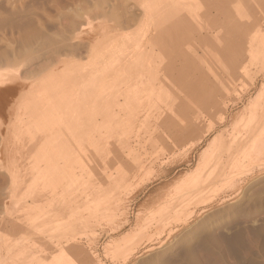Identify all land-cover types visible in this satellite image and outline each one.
Wrapping results in <instances>:
<instances>
[{
    "label": "rangeland",
    "instance_id": "rangeland-1",
    "mask_svg": "<svg viewBox=\"0 0 264 264\" xmlns=\"http://www.w3.org/2000/svg\"><path fill=\"white\" fill-rule=\"evenodd\" d=\"M10 1L0 0V14L2 15L0 20H16L27 17L29 20L33 16L35 21L34 17L36 15L37 18L41 19L43 28L45 26V31L42 28L44 32L42 31L43 33L40 34L44 38L39 37L40 41L36 40L38 43L34 44L35 42H32L31 46L26 48L27 45H23L19 39L16 42L15 39L19 36L17 32L12 34L15 39L9 37L12 36L10 35L11 31L4 24L1 25L0 22V45L2 44L0 51L3 50L0 53L4 55L7 48H10V50L14 48L15 51V53L14 51L12 53V50L7 49L5 52V54L8 52L7 55L2 57L0 54V69L7 65L11 69L17 67L18 64L14 65L16 62L13 59L15 60L19 53L21 54L25 50L41 49L38 45L41 46L42 43H45L44 39L51 38L50 40H52L53 38L52 41L57 43V40L61 42L63 41L62 38L65 37V39L70 40V36H73L75 31L81 32L82 35L78 34L81 42L79 39L77 41L72 37L71 40L74 39L75 41H72L71 46H67V49L62 48L57 52L54 51V53L48 50L47 52H50H46L44 58L33 62L31 68H22L19 73L22 76L16 79L14 84H11L14 86L17 83L18 90L16 89L17 86L16 88L15 86H6V88H15V92H7V94L4 93L0 96V118L4 125L1 132L5 133V136L15 118L16 105L20 102L22 94L21 85L25 84L27 86L31 82L40 80L41 76L59 68V64L60 67L65 63L76 64L75 66L85 65L91 60L89 59L91 49L93 53H97L102 46L110 44L113 35L122 33L125 30H137L136 27L128 24V21L131 20L128 13H126L127 15L117 14V18L116 14L111 16L109 10H111L110 5L114 0H108L107 2L106 0H59V3L58 0H24L25 3L21 0ZM78 1L80 3H77ZM115 1L116 4L113 3V5L115 4L118 7L122 5L120 8L124 6L125 12L129 11L131 6L129 1ZM19 2L22 3L19 5ZM106 5L108 8L104 9ZM59 6L64 7L61 9ZM70 6H72L71 10ZM75 6L79 8L76 10ZM39 7L44 9L46 13L44 10L43 12L40 11L42 9ZM263 11L264 4L259 10L254 11L256 17L260 19L259 26H261L256 38L260 43H263L264 40ZM47 14L50 15V19ZM23 16L27 17L23 18ZM89 19H91V22H88ZM37 20L34 24L40 22L39 20L37 22ZM113 20L114 24H111ZM107 25H110V28ZM117 25L121 28H118ZM77 26L80 28L84 26V28L79 29ZM102 26L108 27L109 32L101 33ZM60 27H63V29L61 30ZM4 28H6V31H4ZM1 35H6L4 38L9 39L12 44L15 42L16 45L14 44L12 47L9 42L10 47H8L7 41ZM10 38L14 41L12 42ZM238 40L234 36L230 37L228 50L224 57L210 62L209 66L204 69L206 73L196 75L192 65L184 67L185 54L189 55L188 49L185 53L173 49L166 50L160 45L145 49L144 53H148L146 55L151 58V61H156L157 64L161 61L166 64L169 62L174 66L172 72L175 73L174 75H163V80L157 82L156 86L159 89L155 96L157 98L154 100L157 102H154L153 107L152 103L147 108V105L133 101L131 90H135L136 85L138 88L140 81L137 79H126V81L123 80L120 83L113 81L108 85L113 92L112 94L115 92L124 93L118 95V98H121L122 101L117 99L111 101H115L117 110L118 104L121 106L120 111L115 110L118 113L120 112L121 116L130 115L129 124L120 127L119 132L121 131V134L125 135L124 138L126 135H130L131 138L128 139V143L124 141L123 137L117 139L119 133L117 135L113 131L114 125H104L106 117H102L105 115L98 116L101 122L99 127L103 128L101 133L97 132L96 134H98L100 140L105 139L99 142L102 151L99 152V155H95L93 161L91 160L92 162L84 161L83 165H85V171L87 172L80 178V185L75 187L78 200H82L80 210H83L82 213L87 217L86 223L83 222L82 227L77 226L79 225L77 218L74 221H69L65 217L63 222L68 221V228L66 227L65 230H56V234L54 228L45 229V232L43 230L36 231L25 221L27 217L23 216L24 207L16 208V211L11 213L9 208L14 200L12 170L23 173L26 163L23 154H21L22 152L19 151L21 148L15 141H12L10 151L0 154V163L2 162L0 166V210L3 209V212L0 211V218H3L0 219L2 220V223L0 222V236L2 235L12 242L20 243L19 245L22 246L19 249L20 251L25 248L39 251H36L35 255L38 257L32 261H35V264L50 262L52 257L60 253H58L60 248L72 242L78 244L79 248L81 247L82 250L80 249V251H83V259L86 264H264V150L261 153L239 158L235 161L236 168L232 172L226 165L225 172L216 175L212 180L208 192L191 203L185 204L183 208L177 207V202L182 198V194L187 192L204 174V163L200 162V157L208 150V145L212 139L221 135L223 143L228 147L231 146V139L235 131L233 126L237 128V125L240 124L239 121L245 115V109L249 102L255 98H264V49L261 45L256 44L245 50L241 41ZM75 43L76 45H74ZM64 50L68 54L64 53ZM134 50L131 48L124 52V60L128 63L126 65L133 62L135 55L131 58L129 54L133 53ZM12 54H14V58ZM10 55H12L10 59L15 62L14 64L11 61L9 62ZM219 55L222 56V53H219ZM3 59L8 62H4ZM52 59H54V63H52ZM240 62H244L245 66L238 67ZM16 67L15 69H18ZM25 69L26 71H24ZM94 69L100 72L102 67L96 64ZM131 82H134V84H127ZM194 87L199 91L195 90ZM6 88L1 89L5 91ZM201 90L205 92L203 93ZM18 92L19 94H17ZM187 92L190 94H187ZM261 101L263 107L259 112L263 110L261 114L264 121V101ZM102 102L98 98L101 108L98 112L108 113L109 120H111L114 114L113 107H107ZM144 117H148V122L144 126L145 128L139 129L136 124L143 121ZM95 122L98 124V118H95ZM192 126L196 128L194 129ZM108 127H111L113 133L106 130ZM234 142V146L237 145L238 141L235 140ZM173 145L175 146L173 147ZM14 148L17 150L16 152ZM13 150L14 152H11ZM240 151V149L237 152L233 150L234 156ZM29 158L28 160H30ZM23 167L24 169H22ZM26 176L24 175L23 183L16 190L19 196L26 193L25 186L28 182ZM98 195L100 200L96 201L95 197L98 199ZM8 196H10V199H8ZM110 198L114 202H112L114 206H119H115V208L111 203V210L106 211L107 201ZM92 199L96 202L90 201ZM203 204L204 206H202ZM97 206L103 208L105 213L98 212V214L92 215L89 210ZM67 215L64 214L63 216ZM26 228L29 231H26ZM26 232H29V234ZM72 247L68 245L66 249ZM53 254L55 255L52 256ZM16 256L8 255L2 260L1 264H18L20 260H17ZM15 257L16 260H14Z\"/></svg>",
    "mask_w": 264,
    "mask_h": 264
},
{
    "label": "bare ground",
    "instance_id": "bare-ground-1",
    "mask_svg": "<svg viewBox=\"0 0 264 264\" xmlns=\"http://www.w3.org/2000/svg\"><path fill=\"white\" fill-rule=\"evenodd\" d=\"M21 1L23 2L24 0ZM80 1H78L77 3H80ZM107 1L108 0H106V2ZM114 1L111 3L112 5H110L111 10L109 11L111 12V16L116 14V18H117V14L127 15L126 13H128L131 18V20L128 21L129 22L128 24L133 25L134 27L137 28V30L136 31L125 30L122 33L113 35L109 42L110 44H105L104 46H102L100 51L97 53H93L92 52L93 50L91 49V51L89 52V59L91 60L89 61V63H86L85 65L75 66L76 64L73 65V64L65 63L60 67L59 64V68L50 71L44 76H41L40 80L31 82L27 86L25 84L21 85L20 88L22 89V94H21L20 102L17 105L15 104L17 111L15 110L16 111L15 118L11 123V127L8 130L6 136L5 133L1 132V128L3 129L4 125L2 119L0 118V148H1L0 154L1 153L5 154L7 153V151H10L9 150L10 143L12 141H15L21 148V150H19L18 148L17 149L20 152H22L21 154H23L26 162L24 166L25 169L24 167L22 168L24 169L23 173H21V171L19 172L17 170L15 171L12 170L14 200L12 201L9 209L11 213H14L16 211L15 210L16 208L24 207L25 211L23 212L24 213L23 216L27 217L26 219L24 217V219L25 221L28 222L27 224L33 227L36 231L43 230L45 232V229L48 230L54 228L56 234V230H62V229L65 230L68 224L67 220H66L67 222H63L65 217H67L69 221L71 220L74 221L77 218L78 221L77 223H79V225H77L78 227H82L83 222L86 223L87 217L85 216V214L82 213L83 210L82 211L80 210L82 208L81 206L82 200H78L77 198L78 195L76 193L75 187H77V185H80V178H82L83 175H85L87 172L85 171L86 170L85 165H83L84 161L85 160H87V162H90L91 160L93 161L95 155H99V152L102 151L100 149L101 146L99 142L105 139L100 140L98 138V134L96 133L97 132L101 133L103 127L97 128L98 124H96L95 118H97V116L99 115H105L102 117V118L106 117L104 119V121L106 122L104 125H112V124L114 125L113 131H115L117 135L119 133V135L116 137L117 139H121V137L124 138L125 135L123 136L121 134V131L119 132L120 127L127 126L131 120L129 114H125V116L123 115L121 116L119 114L120 112L119 113L117 112L121 110V106L118 104V110H117L116 109L117 104L114 103L115 101L114 102L111 101L112 99L110 96L113 92L111 91V88H109L110 86L108 85H110L111 82L113 81L120 83L123 80L126 81V79H131V78L135 80L136 79L139 80L140 82L138 84V88L137 85L135 84L136 85L135 90H131L132 91L131 94L133 95V101L139 102L141 104H145V106L147 105L148 108L151 106V103L153 107L154 102H157L154 101L157 98V97L155 98V96L156 93H158V89H159L156 86L157 82L163 80L162 78L163 75L167 76L170 74L171 75L175 74L174 72H172V68L174 66L171 65V63L168 62L166 64L164 63V61H161L159 64H157L156 61H151V58H149L146 55L148 53L146 54L144 53L147 46L160 45L166 50L173 49L175 51H183L184 53L186 52V49H188L189 55L185 54L184 67H187L186 65H192L195 75L206 73L204 69L209 66L210 62H213L216 59H221L222 57H224V55L228 50L227 49L228 41L232 36L238 38L239 39L238 41H241L242 46L245 50L249 49V47L256 44L261 45L262 49H264V40L263 43H260L256 39L261 25L259 26L260 19L256 17V14L254 12L256 9L259 10L260 7H262V5L264 4L263 0H127V2L129 1L131 5L128 12L127 11L125 12V9H123L124 6L123 8H120L122 7V5L120 7L115 5L116 1L115 2ZM21 3L19 2V5ZM113 3L115 4L113 5ZM59 7L63 9L62 7L64 6H59ZM71 7L72 6H70V10ZM90 7L89 9H91ZM78 8L79 7H76V10ZM107 8L108 6L106 5V8L104 9ZM43 10L44 9L40 11L43 12ZM32 13L34 14V12ZM0 16L2 17L1 14ZM29 16L31 17V15ZM25 17L23 16V18ZM45 17L47 16L45 15ZM48 17L50 19V15H48ZM27 18L16 19V20L15 19L0 20L1 25L4 24V26H6V28H8L11 31L10 35L14 34L15 32H17V34L19 35L18 38L16 39L15 37L13 38L14 35L9 37L15 39L16 42H18L17 40L19 39L23 45H27V47L24 46L26 48H28V46H31L32 42H35L34 44L38 43V41H40L39 37H43L40 36V34L45 31V26L43 28V24L39 17L37 18L35 15L34 17L35 21L33 20V16L32 18H29V20ZM31 19L33 22L31 21ZM36 20L39 23L34 24ZM90 20L91 19H89L88 22H91ZM111 22H112L111 24H114L113 23L114 20ZM79 24L81 23L79 22ZM107 26H109L110 28V25ZM6 28H4L5 30L4 29L3 30L6 31ZM42 28L44 29V31ZM60 28L61 30L63 29V27ZM83 28L84 26H82V28L79 27V29H83ZM109 28L106 26H102V28L100 29L101 33L109 32ZM115 29L118 30L117 28ZM76 32L77 31H75L73 33L74 35L73 36L71 35L70 37L71 38L73 37L78 41V39L80 38L78 34H81V32L79 33L77 32V34H75ZM4 37H6V35L2 36V38L6 40V38ZM71 38L70 40H68V38L65 40L62 38L63 41L61 42L60 40H57L58 41L57 42L56 39L54 38L57 43L52 41L53 38L52 40H50L51 38L44 39L43 41L45 43H42L43 42L42 41L41 43L43 45L41 43H39L41 44V46L38 45V47H40L41 49L39 48L37 50L30 49L29 51L25 50V52H22L21 54L19 53V55L17 54L18 57L15 58V60L13 59L15 56L14 54H12L13 55L12 59L13 61L16 62V64H14L15 62L11 61L10 58L12 55H10L9 62L11 61L14 65L18 64L17 67L15 66L18 69H15V67L12 69L8 68V65L6 64L8 61L6 60L7 61L6 62L5 59H3V61L6 62L5 64L7 66L6 67L3 66L4 68L1 67L0 69V89L4 87L6 88V86L10 85L9 87L15 86V88L17 86L16 89L18 90L17 83L14 86H12L11 84H14L16 82V79L22 76L19 75L22 68L28 67L27 69H29V67L31 66V64H33V62L38 61L37 59L44 58L45 53L48 50H51L54 53V51L57 52L59 49L62 48L67 49V46L69 45L71 46L72 41L73 42L75 41L74 39L71 40ZM36 40L38 41L36 42ZM6 41L7 44L10 42L9 39ZM76 43L74 45H76ZM14 44L16 45L15 42H13V44L11 43L12 47ZM8 47H10V44H8ZM131 48L135 49L138 53L136 54L135 50L133 51V53H130L129 55L131 56V58L133 57V55H135V58L133 59V62L130 65H126L128 63L126 62V60H124V52ZM7 49L10 50V48ZM13 49L14 48L11 49L12 53L14 51ZM2 51L0 52L2 53ZM5 52L4 55H7L8 52L6 54ZM63 52L66 53L65 50ZM219 53H222V56L219 55ZM1 55L2 57L4 56L3 54ZM51 61L52 63H54L53 62L54 59H52ZM96 64L99 65V67H102V70L100 72L94 69V66ZM244 66H245L244 62H240L238 64V67H244ZM196 70L198 71L195 72ZM24 71H26V69ZM15 88H6L4 89L5 91H2L1 89L0 96L4 93L7 94V92L14 93ZM196 89L197 88H195V90ZM188 92L187 94H190ZM202 92L204 93L205 91ZM203 93H201V95ZM17 94H19V92ZM98 98L100 101H103L107 107H113L114 114L111 120H109L108 113L105 114L98 112L99 109L101 110L98 103ZM261 100L264 101V98L263 99L255 98L253 99V101L249 102L248 106L245 109V115L242 117L241 121H239L240 124L237 125V128L236 126H233V130L235 129V131L233 133V138L231 139V146L228 147L225 145V143H223L221 135L212 139V141L208 145V150L200 157L201 159L200 162L204 163V168H205L204 174L202 175L201 179L198 182H196L187 192L182 194V198H180L177 202L178 203L177 207L183 208L185 204L191 203L195 199H198L200 196L208 192L209 188L211 187L212 180L216 177V175L225 172L224 170L226 169V165L228 169L232 172L236 168L235 161L239 160V158H243L244 156L246 157L254 153H261L264 150V146H263L264 121L261 114L263 110L262 112H259V110L262 109L263 107ZM147 122H148V117L146 118L144 117L143 121L139 122L141 124L137 123L136 125H138L139 129H141L142 127L145 128L144 126L146 125ZM195 126L192 127L195 129L196 128ZM106 130L113 133L111 127H108ZM130 138H131L130 135H126L124 141L128 143V139ZM235 140H237L238 143L237 145L234 146ZM174 146L175 145H173V147ZM239 149L241 151L238 152L236 156H234L233 150L237 152ZM14 150L15 152L17 151L15 148ZM14 150L11 152H14ZM225 155H226V159H225ZM27 157L28 158L30 157L29 158L30 160H28ZM24 175H27L26 177H28L27 178L28 182L26 183L25 186L26 193L24 195L19 196L17 195L16 190L18 186H20V184L23 183ZM84 195H86V193ZM99 195L101 196V193ZM99 195H98V199H96L95 197L96 201L100 200ZM10 196H8V199H10ZM95 196L97 195L95 194ZM95 200L93 201L92 199L90 201L96 202ZM112 202L113 201H111V198L107 201L106 211L111 210ZM202 206H204V204ZM89 211L92 215L98 214V212L105 213V211H103V208H99L98 206L94 209H90ZM64 214L66 215L68 214V215L63 216ZM1 221L2 220H0V222ZM11 229L12 227L10 228V230ZM59 233H61V231H59ZM77 234L78 236H80L79 233ZM19 244L20 243L10 241V239H7L2 235L0 236V264L2 260L8 255H12V257L14 255L15 256L17 255L16 256L17 260H20L18 264H35V261L34 262L32 261L33 259L38 257L35 256L37 250L33 251L32 249L25 248L24 250L20 251L19 249L22 246H20ZM68 245H71L73 247L67 250L66 247ZM80 249L81 247L79 248L78 244L76 243L72 242L66 244L65 246L59 249L60 251H58V253L59 252L60 253L57 255L53 254L52 256L54 255L55 256L52 257V259L49 258L51 259V261L46 264H83L85 263V260L83 259V254H82L83 251L81 252ZM16 257L14 260H16Z\"/></svg>",
    "mask_w": 264,
    "mask_h": 264
},
{
    "label": "crops",
    "instance_id": "crops-1",
    "mask_svg": "<svg viewBox=\"0 0 264 264\" xmlns=\"http://www.w3.org/2000/svg\"><path fill=\"white\" fill-rule=\"evenodd\" d=\"M137 29V28H136ZM149 39V38H148ZM146 47V46H145ZM150 46H147L146 47V49H148ZM151 47H153V46H151ZM127 84H134V82H131V83H127ZM121 94H124V93H114V94H111V99L113 100V99H117L118 101L120 100V101H122V99L121 98H118V95H121ZM97 118H98V126H97V128H99V125H100V120H99V117L97 116ZM99 131V130H98ZM26 231H29V229L28 228H26ZM27 234H29V232H26Z\"/></svg>",
    "mask_w": 264,
    "mask_h": 264
}]
</instances>
